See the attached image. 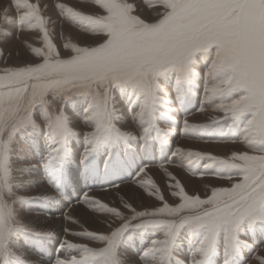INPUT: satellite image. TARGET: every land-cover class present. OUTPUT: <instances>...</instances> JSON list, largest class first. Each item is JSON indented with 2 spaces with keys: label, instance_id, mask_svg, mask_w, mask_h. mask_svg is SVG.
<instances>
[{
  "label": "snow or ice",
  "instance_id": "1",
  "mask_svg": "<svg viewBox=\"0 0 264 264\" xmlns=\"http://www.w3.org/2000/svg\"><path fill=\"white\" fill-rule=\"evenodd\" d=\"M84 3L97 12L56 3L59 20L102 39L94 46L66 41V57L49 27L55 21L43 14L38 0H10V7L0 11V43L19 39L12 32L15 27L17 33L38 34L41 45H25L36 62L0 68V264H34L29 250L40 257L51 255V264H126L122 247L135 249L138 237L158 234L162 238L151 239L138 254L141 264H184L177 253L185 246L188 264H264V0ZM141 7L150 19L141 17ZM200 62L206 68L203 76L197 70ZM201 80L199 111L211 106L221 114L211 124L226 122L249 151L220 159L175 147L169 162L180 159L181 164L172 166H183L198 179L212 171L216 179L237 181L231 187L212 189L201 199L187 194L167 173V186L178 200L171 206L148 169L137 165L136 187L161 207L137 211L124 202L125 215L84 194L81 204L111 218L108 232L63 229L66 236L101 245L98 249L57 241L54 230H37L26 222L25 212L41 216L52 205L62 206L82 177L115 182L131 170L137 156L146 160L171 149L177 127L184 138L206 135L210 125L187 118ZM121 104L133 130L117 127L126 123ZM77 106L86 129L79 151L74 147L81 135L74 130ZM180 110L185 113L182 122L176 119ZM205 142L236 141L222 135ZM25 146L32 156H40L38 162L26 157ZM160 167L166 171L168 165ZM44 185L56 195H22ZM64 220L78 224L69 215Z\"/></svg>",
  "mask_w": 264,
  "mask_h": 264
},
{
  "label": "rangeland",
  "instance_id": "2",
  "mask_svg": "<svg viewBox=\"0 0 264 264\" xmlns=\"http://www.w3.org/2000/svg\"><path fill=\"white\" fill-rule=\"evenodd\" d=\"M32 2H37V0H32ZM43 14L46 17H50L51 21H55V23H50L49 27L53 29V36L55 37L54 43L56 44L58 50L61 52L62 57H66L68 54L63 51V45L66 41L71 40L73 43H79L80 45H96L100 42L102 38L98 37H90L86 36L83 33H80L77 29L71 27L66 22H62L59 20V13L55 9L56 3H65L68 6L74 7L77 10H83L88 14H94L97 10L94 6L84 3V0H38ZM130 2L141 5V0H130ZM10 7V0H0V11ZM46 9V11H44ZM142 18L150 19V13L141 7L140 13ZM16 13L13 10L12 16L15 17ZM63 25V26H61ZM12 32L15 35H19V39H11L6 43H0V50H3L4 57L0 58V68L3 67H15L22 66L29 63L36 62L35 58L31 56L25 47L26 44H31L33 47H40L37 43L39 39L38 34L36 33H17L15 27L12 29ZM61 33L63 34V39H61ZM197 70L203 76L204 71H206L204 62H200ZM205 86V81L201 80L198 82V87L195 95L190 98V110L187 112V118L190 123L198 124V125H210L209 128L205 129L206 135L202 137H197L195 139L184 138L180 135V129L177 127V134L171 138L172 148L167 149L166 151H157L154 155H152L149 159L141 160L139 156H137L136 164H134L130 171L122 176H117L114 178L115 182L112 181H104L97 180L94 181L91 178L85 179L81 178L80 184L78 188L71 189L64 196L61 201L62 206L52 205L44 210L41 216H37L35 212H25L24 216L26 217V222H30L31 226L36 228L37 230H53V225L60 226L59 232H56L57 241L67 239L72 243L86 244L90 248L98 249L101 245L86 239H81L72 236H66L63 232L64 228H68L70 231H82L87 229L96 234H105L108 231L107 228V220L111 218L106 217L100 213L92 212L90 210L91 206H85L80 203L81 198L84 194H88L92 199L100 200L101 202L107 204L109 207L117 208L124 212L125 215H128L126 209L122 208V203L126 202L130 204L137 211L142 210H153L156 207H161L159 201L155 199V197H149L147 194L140 188H137L135 181V173L136 166L146 167L148 170V176L154 181L157 187L160 189L161 194L164 197V200L169 203L171 206H175L178 203V200L173 198L171 195V189L168 188V184L170 181L167 178V173H170L172 176H175L176 179L181 183L186 193L189 195H198L201 199H206L210 194L212 189L216 188H227L231 187L232 183L237 181H228L225 179H216L215 173L210 171L206 175H204L203 179H198L193 175H190L187 169L183 166L173 167L172 165L181 164L180 159H175L170 161L169 153L175 149V147H181L183 149L199 151L201 153L207 155H213L220 159H227L233 153H243L248 152L249 150L241 143L238 142L240 137L232 134V131L227 127L226 122L222 124H211L212 118L217 117L220 118L221 114L214 113L211 111V106L205 105V114H203L200 119H195V115H199L201 112L199 111L202 105V96L203 89ZM121 108H124V105L121 104ZM125 111V121L124 124H118L117 127H120L121 130H133L134 126L132 125L130 116L127 114L126 108ZM71 115L72 113L69 112ZM185 113L183 110L179 111V115L176 117L177 120L181 121L184 119ZM77 121L74 130L80 132V137L78 141L75 143L74 147L77 151L83 146V132L86 131L82 124L83 116L79 112V106H77V115L74 117ZM163 127V125H161ZM222 135H227L231 141L236 142H205L214 141L218 139ZM193 142L194 145H201L196 148L195 146L190 147V143ZM181 143V144H180ZM185 144V145H184ZM210 145L211 147H224L223 152L220 154L213 149H203L202 146ZM209 147V148H211ZM26 157L30 158L33 163L39 161L40 156H32L30 150L25 146ZM41 153H43V147L41 149ZM206 163L204 161L201 164ZM161 165H168L166 171L161 169ZM154 169V170H153ZM157 175V177H156ZM90 181V182H89ZM116 183H119L121 186L129 185L131 189L127 192L117 191L116 193L111 192L112 190L119 189L116 187ZM90 184V185H89ZM87 185V186H86ZM125 185V186H126ZM85 186V187H84ZM46 188L51 195H56L55 191L44 185L42 187H37L30 189L26 193H22V195L30 196L41 194L39 191L40 188ZM101 198V199H100ZM59 199V197H58ZM73 207H79L81 211L85 214V217H88L85 222H82L79 219H75L78 224H70L64 220V216L68 214L69 210ZM61 217V218H60ZM58 218L61 219L59 225L57 224ZM48 220V223L46 221ZM72 219H74L72 217ZM118 223V222H117ZM58 225V226H57ZM153 238H162L161 235L156 236H147V237H138L135 249L130 247H122L120 249V257L125 260L126 264H141L139 259V253L142 252L144 248L148 246ZM54 247V245H53ZM261 247H264V244H261ZM259 252V249H257ZM28 254L34 258L35 261H47L51 264V255L48 257H40L35 251L29 250ZM264 254V253H261ZM128 260H126V259ZM177 258L184 261V264H188L189 253L187 246H185L184 250L177 253ZM251 264V261H250Z\"/></svg>",
  "mask_w": 264,
  "mask_h": 264
},
{
  "label": "bare ground",
  "instance_id": "3",
  "mask_svg": "<svg viewBox=\"0 0 264 264\" xmlns=\"http://www.w3.org/2000/svg\"><path fill=\"white\" fill-rule=\"evenodd\" d=\"M203 114H205V112H202V113H200L199 115H195L194 116V118L195 119H200V117L203 115ZM181 144V143H180ZM185 145V144H184ZM196 145V144H195ZM194 145V143L193 142H191L190 143V147L192 148V146H195ZM198 146H200L201 147V145H196V148L198 147ZM203 147V149H206V150H209V149H213V151H216V152H218L219 154L221 153V152H223V149H225L224 147H216V146H214V147H211L210 145H207V146H202ZM209 147H211V148H209ZM154 170V169H153ZM148 171H152V170H148ZM149 173V172H148ZM156 177H157V175H156ZM90 182V181H89ZM90 185V184H89ZM126 185V184H125ZM123 185V186H121V188H119V189H116V190H112L111 192H117V191H124V190H126L127 192H129L128 190L129 189H131V187L129 186V185ZM87 186V185H86ZM85 187V186H84ZM39 191L40 192H42V193H48V194H51L50 192H48V190L46 189V188H40L39 189ZM101 199V198H100ZM67 215H69V216H71V218L73 217L74 219H79V220H81L82 222H85L86 221V219L88 218V217H85V214L81 211V209L79 208V207H73L72 209H70L69 210V212H68V214ZM61 218V217H60ZM60 218H58V220L56 221L57 222V224L59 225V223L61 222V219ZM46 221H47V223H48V220L46 219ZM57 225V226H58ZM53 230H57V232H59V229H60V226H58L57 228H56V226L55 225H53ZM108 231V230H107ZM28 256H29V258L34 262V264H50L49 262H47V261H40V262H38V261H35L34 260V258L32 257V256H30V254H28ZM126 259V258H125ZM126 260H128V259H126Z\"/></svg>",
  "mask_w": 264,
  "mask_h": 264
}]
</instances>
